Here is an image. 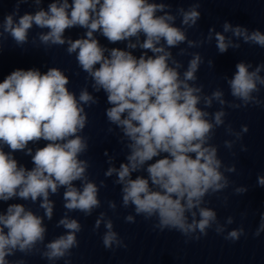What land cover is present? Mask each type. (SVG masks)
Segmentation results:
<instances>
[{
    "label": "clouds",
    "instance_id": "obj_1",
    "mask_svg": "<svg viewBox=\"0 0 264 264\" xmlns=\"http://www.w3.org/2000/svg\"><path fill=\"white\" fill-rule=\"evenodd\" d=\"M27 2L16 0L13 12L3 18L0 36L8 33L22 45L28 41V31L35 24L48 29L46 34H39L42 44L64 45L66 29H87L86 38L67 41V53H76L78 65L94 81V90L102 89L107 94V102L112 106L106 110V116L130 141L127 163H121L119 169L109 167L106 172V176L115 173L118 177L115 183L122 186V206L134 209L135 215L128 214L125 221L135 223V216L145 220L154 218V229L179 232L186 242L207 236L209 229L218 235L226 233L224 239L232 242L245 236L242 225L228 230L227 226L234 223L233 217L221 223L217 212L205 206L206 197L229 187L225 172L236 171L234 165L225 166L221 171L217 147L209 142L214 129L225 123L226 113L222 109L226 104L239 109L264 103L252 95L260 92L258 84L264 85V78L259 75L264 63L253 71H249L251 64L235 65L236 71L227 83L231 96L241 103L226 102L219 89L210 96L201 94L203 85H196V73L203 63L199 54H191L181 78L182 64L168 49L184 43L187 37L182 27L175 26L176 16L166 11L170 5L149 0H71V3L57 0L48 5L47 11L40 9L35 14L19 15V5ZM35 3L40 4V0ZM198 7L196 3L187 11L182 7L177 9L183 28L196 26L201 17ZM222 27L224 32L232 31L234 36L242 37L245 43L264 48V33L259 30L249 34L247 28H233L228 22ZM96 32L113 44L142 34L144 40L142 43L138 40L139 47L154 55L136 58L119 48L106 49L94 37ZM208 39H211V30ZM215 39L221 54L229 46L239 47L230 40L226 42L221 33H216ZM187 43L189 47L195 46L193 41ZM128 47L134 49L137 44L129 43ZM105 52L109 55L105 56ZM178 54L184 55L186 51L181 49ZM68 84V77L58 68H50L43 74L38 69H16L0 82V201L14 197L32 202L40 199V207L49 220L53 214L49 194H56L60 187L65 188L64 208L68 211L78 210L90 216L100 206L97 185L85 176L88 164L79 158L88 147L87 140L79 135L87 123L83 105L97 101L86 89L77 99L66 87ZM214 100L221 105V110L210 121L204 109L210 108ZM201 103L203 107H198ZM225 131L235 136L234 141L224 142L231 149L249 129L243 125L240 132H234L228 125ZM40 140L47 143L33 155L27 146ZM4 146L10 151H4ZM25 149L34 165L31 169L19 165L12 155ZM241 150L247 149L242 146ZM156 157L161 158L148 163ZM142 170L147 172V178L142 175L131 178L132 173ZM78 180L82 189L74 186L73 182ZM257 185L264 187V175H258ZM247 191L246 186L234 189L235 194ZM109 207L115 210L116 205L109 202ZM104 216L100 214L94 231L99 229ZM104 223L106 230L101 236L104 248L126 247L112 220ZM61 226L65 234L47 243L41 255L49 261L64 259L65 264H70L65 258L78 247L77 234L82 227L67 214L58 221L57 227ZM45 233L43 217L26 210L23 204H9L6 212L0 213V264H9L6 257L16 251L31 254L38 243H44ZM261 233H264V213L253 235L259 237ZM15 264H24V261Z\"/></svg>",
    "mask_w": 264,
    "mask_h": 264
}]
</instances>
